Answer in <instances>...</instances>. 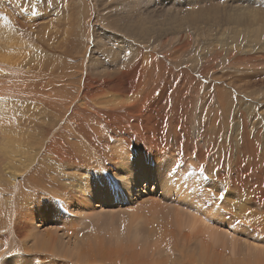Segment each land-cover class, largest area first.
<instances>
[{
    "label": "bare ground",
    "instance_id": "obj_1",
    "mask_svg": "<svg viewBox=\"0 0 264 264\" xmlns=\"http://www.w3.org/2000/svg\"><path fill=\"white\" fill-rule=\"evenodd\" d=\"M16 3V0H0V241L8 237L11 240L7 242L9 246L0 247V256L10 251L12 257L23 255L31 264H112L114 252L110 254L109 251L118 248L122 251L124 241L121 236L110 248L96 231L95 224L101 222L100 214L93 217L99 219L89 224L86 237H82V230H76L74 222L67 226L65 220L60 236L52 230L44 235L29 230L36 218H41L40 221L48 218L53 202L58 201L70 210L74 204L66 189L85 194L89 173L95 176L101 171L107 173H103L104 187H98L99 190L96 187L98 192L93 190L90 195L96 201L115 207L117 202L128 201L141 179L156 181L181 170L178 171L183 178L181 183L194 177L193 207L203 212L202 206H213L219 200L221 224H225V218L240 221L242 214L251 209L252 231L260 234L259 240L264 242V148L259 150L255 146L261 140V131H249L248 121H238L239 114L245 115L249 108L243 107L244 113H240L223 84L211 91L213 105L202 107L201 104L197 108L202 116L192 120L187 114L196 115L192 109L196 103L188 107V101L191 103L194 99L192 92L188 93L190 89L163 88L159 91L150 86L146 71L152 68L155 59L152 55L143 57L141 48H136L131 58L124 57L122 64L121 59L115 57L98 73L94 71L98 67H93V76L89 71L92 65L88 68L85 64L89 62L86 57L80 62L76 58L48 57L52 49H61L63 37L56 27L46 30V24L33 34L36 17L28 19L30 13L20 9L18 14L23 15L20 18H24V23L19 21ZM236 7H231L223 18V24L233 29L230 38L243 37L241 40H247L248 46L263 39L264 26H259L257 21L264 20V12ZM196 19L194 13L186 15L183 21L195 30L199 24L194 22ZM154 23L141 19L120 25L110 20L104 25L141 40V36L160 30ZM246 31H251L252 35ZM187 37L190 38L185 34L183 40ZM238 43V47L243 46L241 41ZM196 96L198 93L195 99ZM188 118L191 122H187ZM191 126L197 129L196 141L190 137ZM154 165L155 169H151ZM196 175L202 179L198 180ZM107 176L118 179V184H113ZM147 208L148 216L145 217H151L146 225L148 238L158 241L160 235L161 241L170 240L179 257L177 264H264L262 251L243 256L233 252L230 256L218 238L213 239L214 243L201 238L198 250L191 251L189 243L196 238L183 233L176 238L171 232L174 230L169 231L171 224L180 225L174 212L159 205ZM71 210L76 213L71 215L73 218L83 209L78 203ZM108 217L113 218L109 214ZM141 218L144 216L129 213L121 217V222L126 221L130 227ZM63 238L73 240V249H69V242L65 243ZM80 238H86L80 244L86 250L79 251L76 247ZM84 255L90 259L82 261L86 259ZM2 257L1 260L6 259Z\"/></svg>",
    "mask_w": 264,
    "mask_h": 264
},
{
    "label": "rangeland",
    "instance_id": "obj_2",
    "mask_svg": "<svg viewBox=\"0 0 264 264\" xmlns=\"http://www.w3.org/2000/svg\"><path fill=\"white\" fill-rule=\"evenodd\" d=\"M16 2H18L15 4V7L17 17H19V19H17L19 21L24 23V18L21 19L23 15L18 14L20 9L21 12L30 13L28 19H31L33 16L36 17V24L33 26L34 29H32L33 34H35L36 30L39 31L43 29V25L46 24L44 25L46 30L50 27H56L55 29H57L61 37H63V43L60 45L61 49H52L47 55L48 57L53 58L62 56L67 60L76 58L75 60L79 62L86 57L89 60V62L85 63L87 67L89 68L92 65V68H89L92 76L93 67H98L97 69L95 68L96 70L94 69L95 73H98L105 68L107 62L113 61L115 57L121 59L120 62L122 64L124 57L131 58L136 48H141L143 57L152 55L155 60L152 61V68L146 71V75L149 76L148 80L150 79L151 81L150 86L156 87V89L158 88L159 91L163 88L169 90L170 88L171 90L175 88H189L190 90L188 93L192 92L191 94L194 96V99L191 103L188 101V107L196 103V107L192 106V109H195L193 111H195L196 115L193 116L190 112L187 114L193 117L191 118L192 120L202 116L199 112L200 110L197 108L201 104L202 107L213 105L212 100H210L212 96L211 91L216 89V87L218 88L219 85L222 86L224 84V86H222L223 89L230 93L231 101H233L232 103L236 108L239 107L240 113L243 112L245 108H249V112L245 115L239 114L238 118H240L238 121H248L249 131H261V140L259 143L255 144V146L259 150L264 148V38L251 43L250 47L248 46L249 43H247V40L242 41L244 40L243 37H241L242 40L239 37V39H235L233 36L231 39L230 33H233V29L227 28L225 26L226 24H223V18L231 7L237 6L236 8L240 9H245L246 7L247 9L256 8L260 13H263L264 0H16ZM251 2H254L253 4H255V6L252 5ZM194 13H196L198 19L194 22H199V24H196V26L198 25L195 29L196 31L188 27L183 21L186 15ZM62 16L63 19H60L59 17ZM65 18L67 19L64 20ZM176 18L177 20H175ZM141 19L157 23L158 27L156 26L155 28L162 30L150 32L145 37L141 36L142 39L139 40L134 39V37H129L127 34L122 35L124 34L123 32L108 29L104 25L110 20L124 25L128 22ZM206 20L208 21L206 22ZM200 22L203 24L201 25ZM257 24L259 26H264V20H258ZM257 24L256 26H258ZM181 26H183L184 29ZM235 30L238 31L237 29ZM245 33L249 36L252 35L251 31H246ZM185 34L190 36V38L187 37L188 39H186L188 43L183 40ZM179 36L182 38L180 39ZM33 37H37V35ZM178 39L180 41H178ZM237 41H241L243 46L240 45L238 47L237 44L239 43ZM62 45H64V48ZM177 47H179L180 50H177ZM174 50L177 51L175 52ZM225 51L227 53H224ZM227 54L230 56L228 57ZM223 55H225V57ZM214 56L218 59H215ZM249 56H253V58H249ZM179 57H182V59ZM93 63H95V65H93ZM119 63L118 65L120 66L121 64ZM186 63L189 65H186ZM194 66L195 69L193 68ZM100 67L104 68L100 69ZM197 93L198 96H196L197 99H195ZM205 93L206 95H204ZM203 96L205 97L201 101ZM187 122H191L189 118ZM194 125L197 127L196 120ZM194 127L191 126L190 137L196 141L198 140V132H196L197 129ZM252 128L254 129L252 130ZM256 136L257 134L254 138ZM202 140L203 137L200 141ZM155 167L154 165L151 169H155ZM178 171L181 170L174 171L172 174L165 175V177L161 176L156 181H145L144 178L141 179L138 185L134 187L133 193L128 196V201L126 203H118L116 201L115 207L96 201L95 198L92 199L93 197L90 195L93 190L98 192V187H104V182H106L104 174L107 173L101 171V174H94L95 176L92 175L93 173H89V176H87L89 177L88 182H90H87V188L89 190L86 189L87 192L85 194H81L77 191L71 193L69 189H66V191L71 194L69 196L74 204L70 207L73 209L77 207L79 203L80 207L83 209L79 212L80 214L77 213V217L71 218V215H75L76 213L71 212V208L67 210L69 209L68 207H63L59 204L60 202L58 203V201H56L52 203V205H54L53 208L50 209L48 218H43V221H40L41 218H36V220L32 222L33 224L30 225L29 230H32V233L34 232L33 230H35L34 233L36 235H44L52 230L57 233V236H60L62 228L64 227L62 224L65 220L67 226H70L74 222L76 230L78 228L82 230V237H86L89 224H93L94 220L100 218L101 222L95 224L96 231L105 239L106 243L110 245V248L112 247V243L116 242L115 240H118L121 236L124 241V246L121 248L122 251H120L119 248V250L109 251L110 248L108 247L110 254L114 252V255L111 256L113 260L112 264H157L162 261L164 264H177L179 262V257L174 247H172L170 240H167L168 243L166 244L167 241H161L162 237L159 235L157 237L158 241H150L147 235L146 225L151 219V217H145V215L148 216L147 206L157 205L158 207L159 205V207L164 206L169 212H174V214L179 217L180 225L171 224L169 228V231L174 230L171 232L176 238L179 237V233L189 234L190 236L192 235L191 237L196 238V241H191L189 243L191 251L196 252L198 250L201 238L208 240L209 243H214L213 239L215 240V238H218L223 242L225 245L224 249L230 256H233V252L235 254L237 253L238 256L252 254L254 252L258 253L259 251H262V254H264V242L259 240L260 234H256L252 231L253 217L250 215L252 212L251 209L242 214L243 218H241L240 221L234 222L233 219L225 218L223 219L225 224H221L222 218H219L221 212L219 207H221V204L217 206L219 200L216 201L213 206H210L212 204L202 206L204 213L193 207L191 199L194 177L190 176L187 182L181 183L180 181L183 178L181 174L178 175ZM108 176L110 177L109 174ZM108 176L107 179L109 181L113 182V184H118V179L112 176L111 178L113 179H109ZM196 176L199 177L198 180L202 179L200 175ZM93 177L94 179H92ZM115 186L116 188L118 187L117 185ZM139 190L141 194L138 193ZM103 191L109 196L105 188ZM244 200L245 198L242 197V201ZM195 203L196 199L194 200V206ZM88 207L92 208V210L94 209V211L87 210ZM170 208L172 211L169 210ZM198 211L200 213L196 214ZM86 212H88V214ZM129 213H136L137 216H144V218L136 220L129 227L126 221H123V224L121 222V217H125ZM99 214L100 216H104L102 218L98 216L99 218L97 219L93 218ZM108 214L112 215L113 218H109ZM189 215H193L192 218H189ZM149 216H151V213ZM193 217L196 218V220L192 221ZM7 239L6 241H0V247L9 246L7 242L9 243V241H11L10 237ZM63 241L66 243L68 239L63 238ZM78 241L76 247L80 248L79 251L81 249L86 250L84 247H80V244H83L86 238L84 240L80 238ZM68 242L69 249H73V240ZM8 251L9 250L6 252ZM11 254L12 252L10 251L6 253V255L5 253L2 254L0 256V264H31L29 258L23 255L12 257L13 255ZM1 257L4 260H1ZM83 257L86 259H82V261L88 258L90 259L87 255ZM34 264H36V262Z\"/></svg>",
    "mask_w": 264,
    "mask_h": 264
},
{
    "label": "snow or ice",
    "instance_id": "obj_3",
    "mask_svg": "<svg viewBox=\"0 0 264 264\" xmlns=\"http://www.w3.org/2000/svg\"><path fill=\"white\" fill-rule=\"evenodd\" d=\"M5 19H7V17H5ZM221 199H222V197H221Z\"/></svg>",
    "mask_w": 264,
    "mask_h": 264
}]
</instances>
